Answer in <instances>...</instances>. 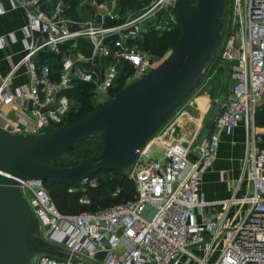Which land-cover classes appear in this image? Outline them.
I'll list each match as a JSON object with an SVG mask.
<instances>
[{
    "label": "built area",
    "instance_id": "2783aa9c",
    "mask_svg": "<svg viewBox=\"0 0 264 264\" xmlns=\"http://www.w3.org/2000/svg\"><path fill=\"white\" fill-rule=\"evenodd\" d=\"M176 1L10 0L27 13L25 39L34 34L40 39L27 41L23 56L0 74V107L20 102L25 112L8 130L39 133L44 126L67 125L77 111L72 92L79 84L90 85L102 104L159 66V58L140 39L146 24L163 10L177 25ZM128 2L144 8L128 9ZM231 3V33L220 50L223 66L228 65L230 96L214 130L200 145L198 134L190 139L176 135L182 106L139 151L128 175L134 199L97 211L63 214L45 181L20 180L45 240L96 264H264V129L255 121L264 99V0ZM15 38L0 36V50ZM24 67L29 83L11 88ZM241 124L246 152L236 186L226 200L208 202L201 185L219 159L221 133ZM87 183L95 187L98 182L88 178L81 189ZM215 205L221 212L211 219L208 208ZM102 252L104 259H97ZM36 264L80 263L41 254Z\"/></svg>",
    "mask_w": 264,
    "mask_h": 264
},
{
    "label": "water",
    "instance_id": "95a60500",
    "mask_svg": "<svg viewBox=\"0 0 264 264\" xmlns=\"http://www.w3.org/2000/svg\"><path fill=\"white\" fill-rule=\"evenodd\" d=\"M225 0H177L173 16L180 36L168 56L147 75L124 86L76 123L44 126L39 133L0 126V264H36L41 254L96 264L42 237L40 221L20 190V180H43L76 188L99 173L129 175L139 151L185 104L216 60L224 41ZM228 86V65L223 66ZM225 100L216 103L200 145ZM101 138L103 146L72 166L50 163L79 143ZM106 253L97 254L103 260Z\"/></svg>",
    "mask_w": 264,
    "mask_h": 264
},
{
    "label": "crops",
    "instance_id": "0c3cea01",
    "mask_svg": "<svg viewBox=\"0 0 264 264\" xmlns=\"http://www.w3.org/2000/svg\"><path fill=\"white\" fill-rule=\"evenodd\" d=\"M0 8L4 9L3 13L0 12V36L4 35L11 37L13 34V36L16 37L6 48L0 50V74H5L23 56L27 41L36 43L39 41L40 36L34 34L30 40L25 39L22 29L27 23V13L24 9L13 8L10 0H0ZM28 83L29 75L27 69L24 67L19 72V75L12 81L10 86L13 88L14 86L27 85ZM227 88L230 90V81L228 82L227 87L224 86V89ZM214 107L209 115L207 114V110L205 111L203 109L202 114H199L198 117L195 116L193 118L190 116L188 118H183L180 124V126H183L181 132L183 137L190 139L195 134H198L199 139L205 130L207 121L211 116ZM21 109L22 104H20V102L11 106L0 107L2 120L8 122V126L14 125L19 115L22 114L25 116V112H21ZM190 121H192V124H190ZM257 127L264 129V127ZM214 128L215 127L213 126L209 134ZM244 132V125L241 124L231 132L224 131L221 133L219 159L214 168L203 177L201 185L203 196L208 202H220L226 200L232 195L233 189L240 176L241 160L244 158L246 152V146L243 141ZM242 193L243 192H241V194ZM220 212L221 207L215 205L208 208L207 215L211 219H216L219 217Z\"/></svg>",
    "mask_w": 264,
    "mask_h": 264
},
{
    "label": "trees",
    "instance_id": "16d2710c",
    "mask_svg": "<svg viewBox=\"0 0 264 264\" xmlns=\"http://www.w3.org/2000/svg\"><path fill=\"white\" fill-rule=\"evenodd\" d=\"M155 33H157L156 30H150V32L145 35L144 41L146 40V43L145 45L143 44V48L154 54L155 57L160 58L163 57L166 52H170L174 48L180 36V29L178 25H175V29L172 31L163 32L161 35L157 36H154ZM149 37H152L153 41H151ZM148 42L151 43L149 44ZM72 95L78 103V107L77 111L75 110L68 117L67 124L76 123L84 114L96 108L92 101V92L90 85L86 83L79 84L73 90ZM255 120L257 126L264 127V102L257 107ZM88 140L99 142L101 144V148L103 146V141L101 138H91ZM73 148H71L70 150H72ZM101 148L94 152L91 151L87 153L89 154L87 156L100 151ZM70 165H73L72 161L70 162ZM59 167L62 166L59 164ZM93 177L98 179L97 186L89 188L88 190H86L87 192H83L82 190H80L81 184L78 187L73 188L61 183H52L49 181L45 182L51 195L56 200L55 203L57 204V208L60 209V212H82L81 207L84 205L80 204V199L87 194L91 197L92 201H97L100 203L102 207L100 209L120 204L121 201L124 202L125 200L134 199L135 186L128 175L120 174L115 171H106L99 173ZM71 189L76 190L71 191Z\"/></svg>",
    "mask_w": 264,
    "mask_h": 264
},
{
    "label": "rangeland",
    "instance_id": "374dc122",
    "mask_svg": "<svg viewBox=\"0 0 264 264\" xmlns=\"http://www.w3.org/2000/svg\"><path fill=\"white\" fill-rule=\"evenodd\" d=\"M128 6H129V7H127L128 9H132V10L137 9L138 11H140L142 8H144V6L138 2L137 3L128 2ZM231 18H232V3H231V0H225L224 41L229 39V35L231 33ZM174 29H175V25L172 23L171 15L166 10H163V11H161V13H159V16L156 19H154V20H152L146 24L145 34H143V36L140 39L141 45L142 46H143V44L145 45L146 40L144 41V38H145V35L148 34V32H150V30H156L157 33H155L154 36H157V35H161L163 32H169V31H172ZM149 38L151 39V41H153L152 37H149ZM148 43L150 44L151 42H148ZM169 53L170 52H166L163 57H160V58L158 57L159 60L162 62L168 56ZM127 75H129V73L126 74V76ZM125 77L123 78V82H122L123 85L125 84V80H126ZM223 84H224V81H223V59L221 58V55L219 52L218 56L216 57V60L213 62V64L210 66L207 73L204 75V77L200 81L197 89L193 92V94L190 96V98L186 101V103L184 104L185 106L183 105L184 108L182 109L181 113L178 116L179 122H178V125L176 126V131H175L176 135L183 137V135L181 133L183 130V126H180L183 118H188L190 116L193 118L195 116L198 117L199 114L200 115L202 114L203 109L205 111L207 110V114L209 115L210 111L212 110V108L214 107L216 102H218V100L221 98V96L223 94L225 95V97L229 96L230 90H229V88L224 89ZM90 88H91V92H92V101L94 103V106L99 107L101 104L94 97L93 88L91 86H90ZM263 100L264 99L261 100L259 105H261L264 102ZM74 105H75L74 107H76V108L78 107V103L76 101H75ZM184 111H186V113H188V114L182 116L181 114ZM190 122H191L190 124H192V121H190ZM7 124H8V122H6V121L2 120V118H0V126L6 128V129H10L11 126H8ZM100 148H101V144L99 142L88 140V141H85V142L78 144L72 150H70V151L62 154L61 156L57 157L56 159L52 160L51 164L54 166H58V167H59V164L62 167H69V166H72V165H70L71 161L86 157L87 155H89L87 153H89L91 151L94 152ZM83 188H86V190H88L89 188H91V186H89V183L83 185L82 189H80V190L85 192L86 190H84ZM74 190H76V189H71V191H74ZM49 193H50V191H49ZM50 195H51V193H50ZM51 197L55 203L56 200L53 198L52 195H51ZM82 198L88 200L87 203H81L80 202V204L84 205L81 207L82 212H85L88 210H98V209L102 208L100 203L97 201H92L91 197L88 194L84 195ZM129 200H125L124 202H127ZM122 202L123 201H121V203ZM236 210L237 209H233L232 211L236 212ZM82 212H80V213H82ZM61 213L66 214V215L79 214L78 212L74 213V212H63V211Z\"/></svg>",
    "mask_w": 264,
    "mask_h": 264
}]
</instances>
